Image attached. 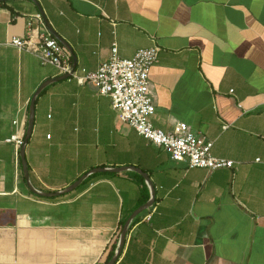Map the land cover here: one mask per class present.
I'll list each match as a JSON object with an SVG mask.
<instances>
[{"label": "crops", "instance_id": "obj_1", "mask_svg": "<svg viewBox=\"0 0 264 264\" xmlns=\"http://www.w3.org/2000/svg\"><path fill=\"white\" fill-rule=\"evenodd\" d=\"M38 1L77 74L97 71L115 44L122 59L159 46L150 73L154 127L186 123L234 168L172 161L93 85L60 80L36 101L30 179L55 193L87 177L70 193L37 198L7 140L26 135L33 95L62 76L10 45L26 37L39 11L30 0L7 2L0 7V264H105L120 222L152 198L115 264H264V0ZM126 167L148 179L90 173Z\"/></svg>", "mask_w": 264, "mask_h": 264}, {"label": "built area", "instance_id": "obj_2", "mask_svg": "<svg viewBox=\"0 0 264 264\" xmlns=\"http://www.w3.org/2000/svg\"><path fill=\"white\" fill-rule=\"evenodd\" d=\"M35 24L44 27L45 31L37 32ZM10 45L32 54L42 65L54 67L61 76L69 75V79H75L79 85H93L99 95L111 99L112 108L123 123L154 146L163 148L172 161L186 162L190 168L208 171L234 168L232 160L212 154L214 142L195 134L186 123L175 121L173 130L169 132L154 127L152 119L156 108L151 93L150 73L158 61L161 51L159 46L141 49L133 58L122 59L115 44L110 58L97 71L83 70L82 74H77L73 66L72 52L47 30L40 13L29 19L26 37L13 38ZM14 124L18 125V121ZM24 139L23 130L7 140L14 145L17 157L20 156ZM259 161L258 159L257 162Z\"/></svg>", "mask_w": 264, "mask_h": 264}, {"label": "water", "instance_id": "obj_3", "mask_svg": "<svg viewBox=\"0 0 264 264\" xmlns=\"http://www.w3.org/2000/svg\"><path fill=\"white\" fill-rule=\"evenodd\" d=\"M12 0H0V2H11ZM31 2H33L37 8L39 13L42 15L43 20H44V24L46 25L47 29L49 30V32L56 38L58 39V41L63 44L66 45V42H64L55 32L54 30L51 28V26L49 25V22L44 14V11L39 3L38 0H30ZM70 76H62L60 78L57 79H53V80H49L45 83H43L39 89L35 92V94L33 95L32 99H31V103H30V109H29V119H28V126H27V131H26V135H25V139H24V145L22 146L21 150H20V157H21V163H22V168H23V174H24V178L26 180L27 186L30 190V192L32 194H34L37 197L40 198H45V199H51V198H55V197H59L61 195L67 194L72 192L74 189H76L81 182L87 177L83 176L82 178H80L77 182H75L73 185H71L69 188L61 191V192H55V193H47V192H42V191H38L37 189H35L32 185L31 179H30V174H29V168H28V164H27V160H26V146L28 144V141L32 135L33 129H34V123H35V112H36V101L38 99V97L40 96V94L42 93V91L51 83L53 82H57L60 80H67L69 79ZM96 171L99 172H120V171H134L137 172L138 174L142 175L145 179H148L147 175L145 173H143L141 170L134 168V167H126V168H121V169H114V170H105V169H100V170H94L90 173H96ZM154 205V198H152L149 202H147L145 205L141 206L140 208H138L137 210H135L131 216L128 218V220L126 221L125 225L122 228V231L120 233L119 239H118V243H117V248L115 250V254L112 258V260L108 263V264H115L117 262V260L119 259L120 255L122 254V251L124 249L125 246V242H126V237L127 234L129 232L130 226L133 223V221L136 219V217H138L139 215H141L143 212H145L146 210L150 209L152 206Z\"/></svg>", "mask_w": 264, "mask_h": 264}, {"label": "trees", "instance_id": "obj_4", "mask_svg": "<svg viewBox=\"0 0 264 264\" xmlns=\"http://www.w3.org/2000/svg\"><path fill=\"white\" fill-rule=\"evenodd\" d=\"M0 7L8 8V7H9V3H6V2H0ZM37 198H39V199H41V200H48V199H44V198H40V197H37ZM129 216H130V215H129ZM129 216H127L126 218H124V219L120 222V233H121L122 228H123V226L125 225L126 221L128 220ZM119 235H120V234H119ZM117 243H118V240L113 244V246H112V248H111V251H110V253H109V255H108V258H107L105 264H108V263L112 260L114 254H115V250H116V248H117Z\"/></svg>", "mask_w": 264, "mask_h": 264}]
</instances>
